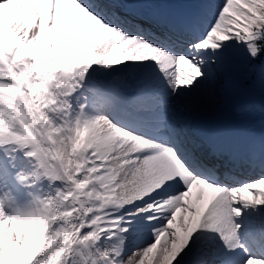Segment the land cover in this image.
I'll return each mask as SVG.
<instances>
[{
	"label": "snow or ice",
	"instance_id": "1",
	"mask_svg": "<svg viewBox=\"0 0 264 264\" xmlns=\"http://www.w3.org/2000/svg\"><path fill=\"white\" fill-rule=\"evenodd\" d=\"M0 264H264V0H0Z\"/></svg>",
	"mask_w": 264,
	"mask_h": 264
},
{
	"label": "bare ground",
	"instance_id": "2",
	"mask_svg": "<svg viewBox=\"0 0 264 264\" xmlns=\"http://www.w3.org/2000/svg\"><path fill=\"white\" fill-rule=\"evenodd\" d=\"M72 24H73V34H75V18H74V16H73V18H72ZM205 190H206V191H205L204 194L201 196V195L198 194V192H202V191H201L200 189H194V190H193V193H192V195H191V197H190L191 201H192L194 204L198 203L199 206H201V207H202L203 205H205V204L208 202V200H209V198H210V196H211L210 191L207 190V189H205ZM197 196L200 197V200H199V201H197Z\"/></svg>",
	"mask_w": 264,
	"mask_h": 264
},
{
	"label": "rangeland",
	"instance_id": "3",
	"mask_svg": "<svg viewBox=\"0 0 264 264\" xmlns=\"http://www.w3.org/2000/svg\"><path fill=\"white\" fill-rule=\"evenodd\" d=\"M198 197V196H197Z\"/></svg>",
	"mask_w": 264,
	"mask_h": 264
}]
</instances>
